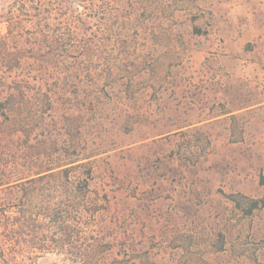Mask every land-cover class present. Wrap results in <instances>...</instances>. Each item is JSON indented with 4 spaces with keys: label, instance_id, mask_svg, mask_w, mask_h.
<instances>
[{
    "label": "rangeland",
    "instance_id": "1",
    "mask_svg": "<svg viewBox=\"0 0 264 264\" xmlns=\"http://www.w3.org/2000/svg\"><path fill=\"white\" fill-rule=\"evenodd\" d=\"M98 1L68 19L82 30L68 67L29 57L9 81L50 91L46 132L60 148L77 145L64 119L82 116L104 262L264 264V209L244 216L230 199L264 197V61L245 70L244 0Z\"/></svg>",
    "mask_w": 264,
    "mask_h": 264
},
{
    "label": "trees",
    "instance_id": "2",
    "mask_svg": "<svg viewBox=\"0 0 264 264\" xmlns=\"http://www.w3.org/2000/svg\"><path fill=\"white\" fill-rule=\"evenodd\" d=\"M0 2V21L6 25L0 37V264H26L48 254L62 257L64 264H108L104 256L111 246L97 230L102 206L91 189L94 156L80 159L77 148L82 116L75 112L64 119L67 136L77 145L60 148L46 132L50 91L31 79L9 81L29 57L41 58L47 67H68L82 32L68 19L96 0ZM103 67L120 70L115 62ZM239 197L230 199L244 216L264 209V197Z\"/></svg>",
    "mask_w": 264,
    "mask_h": 264
},
{
    "label": "crops",
    "instance_id": "3",
    "mask_svg": "<svg viewBox=\"0 0 264 264\" xmlns=\"http://www.w3.org/2000/svg\"><path fill=\"white\" fill-rule=\"evenodd\" d=\"M244 6L248 12L244 13L248 17V23L245 25L247 27L245 34V43L253 45L251 49V57L255 60L245 70H259L258 65L255 63L257 60L261 62L264 61V0H244ZM249 7V8H248ZM259 10L261 18L257 19L255 17L256 11Z\"/></svg>",
    "mask_w": 264,
    "mask_h": 264
}]
</instances>
